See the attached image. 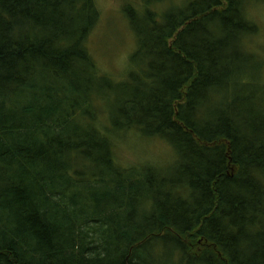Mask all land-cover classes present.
Instances as JSON below:
<instances>
[{"label":"trees","instance_id":"obj_1","mask_svg":"<svg viewBox=\"0 0 264 264\" xmlns=\"http://www.w3.org/2000/svg\"><path fill=\"white\" fill-rule=\"evenodd\" d=\"M140 1L117 81L87 48L95 0H0V264H264L252 0ZM121 131L176 157L123 166Z\"/></svg>","mask_w":264,"mask_h":264},{"label":"rangeland","instance_id":"obj_2","mask_svg":"<svg viewBox=\"0 0 264 264\" xmlns=\"http://www.w3.org/2000/svg\"><path fill=\"white\" fill-rule=\"evenodd\" d=\"M95 1L99 10V18L88 35L87 48L100 71L119 81L125 77L130 65V55L137 46L123 7L128 2L140 7L142 2L140 0ZM182 1L184 0H166L156 5V8L164 9ZM249 4L247 15L258 25V32L244 43V46L250 50L252 58L250 61H248L250 58L245 60L243 67L257 68L260 66L263 74L256 76L249 72V76H245L244 80L250 81L248 83L253 84L257 89L254 91L264 100V0H252ZM101 103L107 104L104 101ZM106 120V117L102 116L104 125L107 124ZM113 140L116 159L126 167L141 164L160 166L165 163L170 165L176 157L174 148L166 140L156 136L148 137L138 131H121L114 135Z\"/></svg>","mask_w":264,"mask_h":264}]
</instances>
